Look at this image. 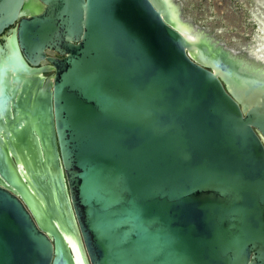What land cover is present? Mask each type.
I'll list each match as a JSON object with an SVG mask.
<instances>
[{
    "label": "water",
    "instance_id": "1",
    "mask_svg": "<svg viewBox=\"0 0 264 264\" xmlns=\"http://www.w3.org/2000/svg\"><path fill=\"white\" fill-rule=\"evenodd\" d=\"M10 26L0 264H73L63 224L85 264H264L254 67L174 0H0Z\"/></svg>",
    "mask_w": 264,
    "mask_h": 264
},
{
    "label": "rangeland",
    "instance_id": "2",
    "mask_svg": "<svg viewBox=\"0 0 264 264\" xmlns=\"http://www.w3.org/2000/svg\"><path fill=\"white\" fill-rule=\"evenodd\" d=\"M174 1L180 5L182 19L205 29L226 48L260 57L259 51L262 50H253L256 44L262 42L253 16L257 8L261 9L259 0Z\"/></svg>",
    "mask_w": 264,
    "mask_h": 264
},
{
    "label": "bare ground",
    "instance_id": "3",
    "mask_svg": "<svg viewBox=\"0 0 264 264\" xmlns=\"http://www.w3.org/2000/svg\"><path fill=\"white\" fill-rule=\"evenodd\" d=\"M259 2L261 3L262 0H259ZM198 30H199L198 32L202 31L200 29H198ZM182 34H184L186 37H188V39H192V36L185 33V31H183ZM256 46L262 47L261 49H259V50H262V52L259 51L260 57H258V56L256 57V55L255 56H253V55L249 56L248 53L242 52V51H235L233 54H235L236 57H238V58H242L244 60L243 62H246L247 66L254 67L255 68V72H254L255 75L258 78L260 77V79L261 78L264 79V38H262V42L261 43L259 42L258 45L256 44ZM256 46L253 47L254 51L256 50L255 48H257ZM61 226L62 227L60 229V232H61V235L63 237V241L65 242L67 247L69 249H71L72 254H73L72 255L73 264H85V259H84L83 253L81 251V248L79 246V242L76 239L77 238L76 235L74 236V234L71 232V230L65 224H63Z\"/></svg>",
    "mask_w": 264,
    "mask_h": 264
},
{
    "label": "flooded vegetation",
    "instance_id": "4",
    "mask_svg": "<svg viewBox=\"0 0 264 264\" xmlns=\"http://www.w3.org/2000/svg\"><path fill=\"white\" fill-rule=\"evenodd\" d=\"M263 2V3H262ZM262 2L260 3L259 2V4H260V10L257 8L256 9V12L253 14V16H254V18H255V20H256V23H258V24H256L255 23V25H258V27H259V31H260V33H261V35L262 36H260L259 37V39H262V38H264V8H263V6H264V0H262ZM38 3H40L42 6H43V3H41V2H39L38 1ZM13 27H15V26H10V27H8L6 30H4L1 34H0V44L1 43H3V40H2V37L3 36H5L6 35V33L10 30V29H12ZM260 48V47H259ZM258 47H257V49H259ZM50 74L48 73V74H44V76L46 77V76H49Z\"/></svg>",
    "mask_w": 264,
    "mask_h": 264
}]
</instances>
